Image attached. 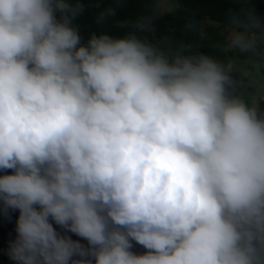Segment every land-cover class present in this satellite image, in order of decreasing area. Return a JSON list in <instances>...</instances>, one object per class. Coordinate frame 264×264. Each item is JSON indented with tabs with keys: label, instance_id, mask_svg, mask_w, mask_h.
<instances>
[{
	"label": "clouds",
	"instance_id": "obj_1",
	"mask_svg": "<svg viewBox=\"0 0 264 264\" xmlns=\"http://www.w3.org/2000/svg\"><path fill=\"white\" fill-rule=\"evenodd\" d=\"M104 2L0 0L9 258L264 264V20L228 9L217 54L157 37L155 12L121 19L127 0ZM90 5L125 34L85 35Z\"/></svg>",
	"mask_w": 264,
	"mask_h": 264
},
{
	"label": "rangeland",
	"instance_id": "obj_2",
	"mask_svg": "<svg viewBox=\"0 0 264 264\" xmlns=\"http://www.w3.org/2000/svg\"><path fill=\"white\" fill-rule=\"evenodd\" d=\"M111 0H105L101 5L108 7ZM161 7H157V0H127L124 7L118 9V16L135 17L141 12H155V29L157 37L169 35L176 40H191L202 45L205 52H215L219 54L218 49H214V44L224 41L227 32V26L224 22L225 12L228 9L239 11L241 8H252L256 14L264 20V0H160ZM99 9L94 6L89 7L88 12L80 21L82 32L87 35L91 30L99 34L102 31H108L114 36L124 35V31L118 28L110 27L113 23L109 21L107 25L97 24L95 17ZM196 19L197 31L190 33L185 31V26L189 20ZM9 173L11 170H7ZM3 174V172H0ZM19 217V210L7 208L0 201V264H17L9 258L8 248L10 241L15 240L17 236L16 224ZM54 227L62 234L65 232L54 222ZM74 240H81L87 245V241L74 233H67ZM133 251L143 253L146 251L142 246L133 242Z\"/></svg>",
	"mask_w": 264,
	"mask_h": 264
}]
</instances>
